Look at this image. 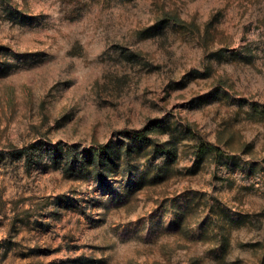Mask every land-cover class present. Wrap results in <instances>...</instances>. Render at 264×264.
<instances>
[{"label":"rangeland","instance_id":"374dc122","mask_svg":"<svg viewBox=\"0 0 264 264\" xmlns=\"http://www.w3.org/2000/svg\"><path fill=\"white\" fill-rule=\"evenodd\" d=\"M0 264H264V0H0Z\"/></svg>","mask_w":264,"mask_h":264},{"label":"trees","instance_id":"16d2710c","mask_svg":"<svg viewBox=\"0 0 264 264\" xmlns=\"http://www.w3.org/2000/svg\"><path fill=\"white\" fill-rule=\"evenodd\" d=\"M174 21H178L177 17H173ZM163 23V20L160 21ZM162 127L159 124H151L145 129L128 132L129 143H112L101 145L96 149L89 151L87 156L88 162L91 163L100 174L111 175L114 170L120 165L122 158L126 155H132L134 150H140L148 143H154L155 153H166L169 157H174L176 148L173 142L157 143L153 141L151 134L156 132ZM216 149L214 146L202 145L201 152ZM22 153V152H20ZM20 153L18 156H20ZM99 178L101 175H99Z\"/></svg>","mask_w":264,"mask_h":264}]
</instances>
